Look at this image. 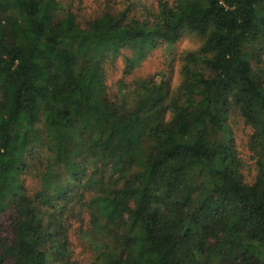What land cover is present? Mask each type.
<instances>
[{
    "label": "trees",
    "instance_id": "1",
    "mask_svg": "<svg viewBox=\"0 0 264 264\" xmlns=\"http://www.w3.org/2000/svg\"><path fill=\"white\" fill-rule=\"evenodd\" d=\"M129 11L0 0V264H264V0ZM186 34L176 85L108 87Z\"/></svg>",
    "mask_w": 264,
    "mask_h": 264
},
{
    "label": "rangeland",
    "instance_id": "2",
    "mask_svg": "<svg viewBox=\"0 0 264 264\" xmlns=\"http://www.w3.org/2000/svg\"><path fill=\"white\" fill-rule=\"evenodd\" d=\"M66 8H72L75 13L78 14L80 21L92 20L101 15L104 11H110L112 13H120L126 9H130L129 14L131 16H143L151 9L154 0H61ZM201 40L195 35L186 34L178 43L174 45H163L156 51H154L139 68H136L130 75L126 73V63L123 56L119 57L116 61H113L107 65L106 68V80L107 85L113 91L118 88V82L123 81L130 85L135 80L142 77L154 74L158 71L167 72L172 76L173 84L176 85L180 77V57L179 55L185 50H196L200 47ZM231 129L236 139V142L240 146L242 156L248 161V163L254 162L251 160L253 156L250 147V136L252 135V129L248 126L245 120L239 116H233L231 118ZM250 175L253 174L250 169H247ZM74 238H78L77 235ZM77 242V241H76ZM76 248V244H75ZM86 250L82 247L76 249V259H85Z\"/></svg>",
    "mask_w": 264,
    "mask_h": 264
}]
</instances>
